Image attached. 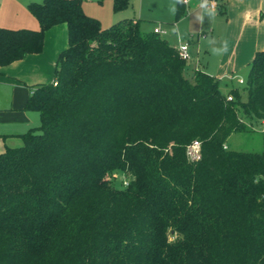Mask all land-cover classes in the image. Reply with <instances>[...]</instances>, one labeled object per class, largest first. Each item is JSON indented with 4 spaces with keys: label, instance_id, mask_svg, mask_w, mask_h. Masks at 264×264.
Returning a JSON list of instances; mask_svg holds the SVG:
<instances>
[{
    "label": "trees",
    "instance_id": "obj_1",
    "mask_svg": "<svg viewBox=\"0 0 264 264\" xmlns=\"http://www.w3.org/2000/svg\"><path fill=\"white\" fill-rule=\"evenodd\" d=\"M28 9L38 28L0 26V68L42 52L55 25L68 45L23 107L40 126L0 152V264H264V151L224 148L264 120V49L225 94L204 70L187 77L177 47L139 19L103 27L82 0Z\"/></svg>",
    "mask_w": 264,
    "mask_h": 264
},
{
    "label": "rangeland",
    "instance_id": "obj_2",
    "mask_svg": "<svg viewBox=\"0 0 264 264\" xmlns=\"http://www.w3.org/2000/svg\"><path fill=\"white\" fill-rule=\"evenodd\" d=\"M198 4L199 0H191L189 5H185V14L176 19V0H130L128 7L118 13L113 9V0H82L84 11L98 18L103 27H108L123 18H136L141 21L143 32H152L156 26L161 25L167 31L161 36L173 46L179 45V35L189 42L192 35H199V38L195 37L193 42H190L189 50L192 57L186 60L184 66V73L189 78L196 69L213 74L219 70L222 74L228 64L222 63L224 57L227 54L238 55L242 48L236 47L240 40L239 32L234 36L228 34L227 15L207 8L194 7ZM62 37L63 42L68 45L66 33ZM249 67L247 64L239 69H233L231 76L216 75L221 80V92L227 94L231 89H242L247 80ZM53 74L52 69L51 78ZM12 94L13 87L0 80V149L4 148V144L10 146V142H21L22 145L19 134L41 124L39 112L12 109ZM242 96L246 99L247 93L243 92ZM247 122L249 129L232 133L226 144L231 150L261 153L264 151V122L256 118L248 119ZM128 180L122 171H117L113 175L115 187H126ZM171 239H174V236L171 235Z\"/></svg>",
    "mask_w": 264,
    "mask_h": 264
},
{
    "label": "crops",
    "instance_id": "obj_3",
    "mask_svg": "<svg viewBox=\"0 0 264 264\" xmlns=\"http://www.w3.org/2000/svg\"><path fill=\"white\" fill-rule=\"evenodd\" d=\"M41 1L43 0H0V26L38 28V20L29 11L28 5L31 2ZM223 2L226 6V13L221 12L219 8L212 11L227 15L228 34L234 36L235 33L239 32L240 40L236 47L242 48L238 55L230 56L227 54L224 57L222 63L228 64L226 65L227 69L222 74L219 70L215 74L206 71L215 77H217L216 75L218 77H222V75L231 76L233 69L250 65L256 51L264 49V0H223ZM194 7H198V5ZM65 33L67 35L66 24L53 26L45 34L42 52L28 54L24 58L0 68V80L13 87L12 109L25 110L23 107L30 95L31 86L53 81L54 74L51 78V71L52 69L55 70L59 53L67 47V44L62 40ZM191 37L192 39L189 40L192 43L195 37L199 38V35H192ZM181 39L183 37L179 35V43ZM190 42L189 44H191ZM20 98H22L21 101ZM262 121L264 122V120ZM19 137L21 138V134ZM21 141L23 144L22 138ZM10 143V147L21 145V142ZM7 146L9 145L4 144V148L0 149V152H3Z\"/></svg>",
    "mask_w": 264,
    "mask_h": 264
},
{
    "label": "built area",
    "instance_id": "obj_4",
    "mask_svg": "<svg viewBox=\"0 0 264 264\" xmlns=\"http://www.w3.org/2000/svg\"><path fill=\"white\" fill-rule=\"evenodd\" d=\"M185 5H188L190 0H183ZM198 7L204 9L207 8L209 10H216L218 8V2L217 0H199ZM154 32L158 34H166L167 31L162 28L161 25H158L154 28ZM190 44L187 40H180L179 45L177 46V49L179 51L180 56L184 60H188L192 57V54L189 50ZM224 148H228L227 144H224ZM187 155L190 160H198L201 156V143L199 140H194L190 145L187 147Z\"/></svg>",
    "mask_w": 264,
    "mask_h": 264
}]
</instances>
